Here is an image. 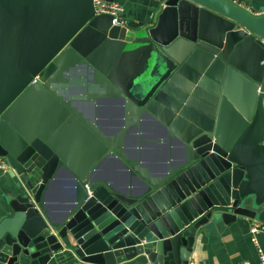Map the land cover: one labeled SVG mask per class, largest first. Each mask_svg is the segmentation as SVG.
Segmentation results:
<instances>
[{"label": "water", "instance_id": "obj_1", "mask_svg": "<svg viewBox=\"0 0 264 264\" xmlns=\"http://www.w3.org/2000/svg\"><path fill=\"white\" fill-rule=\"evenodd\" d=\"M153 1L155 22L132 29L94 14L93 0H0V156L17 179L1 264L139 253L189 264L198 229L264 222V15L228 0ZM84 86L122 98L137 125L161 118L181 157L160 172L131 157L126 126L106 134L68 96ZM57 123L85 138L89 156H64ZM107 157L127 182L100 170ZM61 167L71 189L55 214L46 194Z\"/></svg>", "mask_w": 264, "mask_h": 264}, {"label": "crops", "instance_id": "obj_2", "mask_svg": "<svg viewBox=\"0 0 264 264\" xmlns=\"http://www.w3.org/2000/svg\"><path fill=\"white\" fill-rule=\"evenodd\" d=\"M123 8L122 16L127 27L136 29L153 24L158 9L153 0H116ZM254 6H262L264 0H241ZM104 88L81 87L72 96L78 101L83 116H95L96 125L106 134H113L121 127L125 128L124 147L131 156L140 159L153 172H160L167 167L168 159L178 160L182 147L179 137L169 135L166 123L155 116H142L137 125L135 115L128 112L124 100L118 96L108 94ZM72 98V99H73ZM95 99V102L92 99ZM59 141L64 144L62 150L66 158L83 159L88 155L89 147L83 136L77 137L65 124L57 123L53 128ZM169 139V140H168ZM100 170L112 177L117 183L128 181L124 166L112 157L105 158L100 164ZM71 170L61 167L55 180L47 191V200L52 211L59 214L69 202ZM16 177L8 171L0 170V218L11 214L7 206L9 195L14 189ZM252 219H244L227 224L221 231L215 230L208 234L204 229H198L193 239L189 264H234L247 261L253 264L257 261L256 246L249 227ZM259 246L264 251V231L256 233ZM151 261L144 253H139L129 259L113 264H150ZM1 264V263H0ZM49 264H96L67 257L57 256ZM104 264V263H100Z\"/></svg>", "mask_w": 264, "mask_h": 264}, {"label": "built area", "instance_id": "obj_3", "mask_svg": "<svg viewBox=\"0 0 264 264\" xmlns=\"http://www.w3.org/2000/svg\"><path fill=\"white\" fill-rule=\"evenodd\" d=\"M231 2L233 5L237 6L238 8L242 9L243 11L247 12L249 15L253 17H259L264 15V4L262 6H254L249 3H246L241 0H228ZM93 7H94V14H99V13H107L112 15V24H117V25H124L125 24V19L122 16V11L123 8L120 5L119 2L116 0H93ZM9 164L7 160L4 157L0 156V170L2 171H8ZM249 230L251 234L253 235V241L256 246V251H257V261L253 264H264V251L259 246L258 239L256 238V233L258 231H264V222L257 221V220H252L250 223ZM154 264V263H150ZM234 264H249L247 261L243 260L240 262H236Z\"/></svg>", "mask_w": 264, "mask_h": 264}]
</instances>
